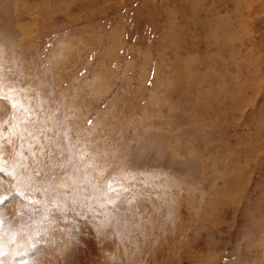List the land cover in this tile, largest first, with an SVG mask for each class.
<instances>
[{"label":"rangeland","instance_id":"1","mask_svg":"<svg viewBox=\"0 0 264 264\" xmlns=\"http://www.w3.org/2000/svg\"><path fill=\"white\" fill-rule=\"evenodd\" d=\"M0 105L23 206L108 264H264V0H0Z\"/></svg>","mask_w":264,"mask_h":264},{"label":"bare ground","instance_id":"2","mask_svg":"<svg viewBox=\"0 0 264 264\" xmlns=\"http://www.w3.org/2000/svg\"><path fill=\"white\" fill-rule=\"evenodd\" d=\"M3 113L4 109L0 108V116ZM3 150L1 155L8 159V151ZM12 181L4 172H0V253H3L0 264H108L109 258L116 256L112 247L114 240L107 234L100 235L96 240L87 238V234L81 238L84 235H80V232L83 233L78 226L80 223L73 231L70 220L59 222L48 213L38 219L37 209L36 212L29 206H23ZM124 197L122 195L118 204L113 205L109 215H115L118 209H128ZM36 218L40 220L39 223L35 222Z\"/></svg>","mask_w":264,"mask_h":264},{"label":"snow or ice","instance_id":"3","mask_svg":"<svg viewBox=\"0 0 264 264\" xmlns=\"http://www.w3.org/2000/svg\"><path fill=\"white\" fill-rule=\"evenodd\" d=\"M0 255H3V253H0Z\"/></svg>","mask_w":264,"mask_h":264}]
</instances>
